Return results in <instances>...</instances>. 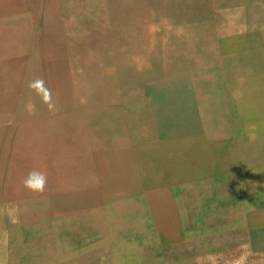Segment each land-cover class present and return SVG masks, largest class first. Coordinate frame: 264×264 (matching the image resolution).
I'll return each mask as SVG.
<instances>
[{"label":"rangeland","instance_id":"374dc122","mask_svg":"<svg viewBox=\"0 0 264 264\" xmlns=\"http://www.w3.org/2000/svg\"><path fill=\"white\" fill-rule=\"evenodd\" d=\"M13 1L0 264H264V0Z\"/></svg>","mask_w":264,"mask_h":264},{"label":"clouds","instance_id":"9594fccd","mask_svg":"<svg viewBox=\"0 0 264 264\" xmlns=\"http://www.w3.org/2000/svg\"><path fill=\"white\" fill-rule=\"evenodd\" d=\"M29 87L41 97L42 102L47 104L49 110L54 109V105L51 102V91L44 85L42 79H36L29 83ZM24 187L30 191L36 193H42L47 185V177L43 172L32 171L28 174L24 180Z\"/></svg>","mask_w":264,"mask_h":264},{"label":"crops","instance_id":"0c3cea01","mask_svg":"<svg viewBox=\"0 0 264 264\" xmlns=\"http://www.w3.org/2000/svg\"><path fill=\"white\" fill-rule=\"evenodd\" d=\"M14 5H15V3L13 0H9L6 2L0 1V19H3L4 17L13 13L15 10ZM1 24H3V23H1Z\"/></svg>","mask_w":264,"mask_h":264},{"label":"bare ground","instance_id":"6f19581e","mask_svg":"<svg viewBox=\"0 0 264 264\" xmlns=\"http://www.w3.org/2000/svg\"><path fill=\"white\" fill-rule=\"evenodd\" d=\"M228 11V10H227ZM232 11V10H231ZM227 13V12H226ZM230 17H231V15H230ZM221 118V117H220ZM204 153V152H203ZM192 158V157H191ZM228 158V157H227ZM231 159H232V157H231ZM200 167V166H199ZM15 183V182H14ZM235 185H237V184H235ZM232 189V188H231Z\"/></svg>","mask_w":264,"mask_h":264}]
</instances>
